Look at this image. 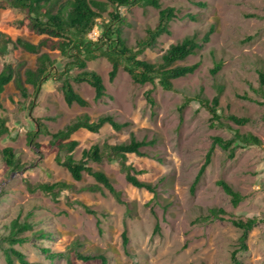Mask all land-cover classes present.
Listing matches in <instances>:
<instances>
[{"label": "rangeland", "instance_id": "obj_1", "mask_svg": "<svg viewBox=\"0 0 264 264\" xmlns=\"http://www.w3.org/2000/svg\"><path fill=\"white\" fill-rule=\"evenodd\" d=\"M159 1L163 7L180 10L181 16L199 14V20L172 22L170 35L162 36L156 48L141 56L143 60L156 62L171 44L193 35L200 39L209 27L214 29L202 50L177 63H198L192 75L174 81V92L154 88L155 109L151 110L144 99L150 85H134L124 71H119L110 83L107 77L110 66L104 59L89 62L86 68L101 76L107 97L94 102L89 85H74L89 106H66L61 91L63 77L58 76L68 71L72 76L79 70L58 51L49 52L57 71L50 74L37 94L27 84H24L26 98L14 82L5 87L1 94V116L6 121L8 134L0 137V264H7L4 250L10 247L33 264H68L70 253L74 264H100L99 260L82 263L73 256L75 252L89 256L101 254L106 264H233L234 251L239 264H264V107L258 83V71H264V0ZM193 2H205L207 7L199 9ZM119 12L127 24L123 27V37L129 45H134L157 19V11L151 8H120ZM102 17L107 19L106 13ZM19 18L18 10L1 9L0 33L9 36L13 43L22 39L36 44L38 37L26 28L9 25ZM99 33L100 28L96 26L88 38L96 40ZM36 57L15 44L9 45L7 51L0 54V71L10 65L22 74L25 69L34 68ZM215 61H221L222 67L214 80L210 69ZM214 82L223 87L218 114L230 129L210 128L209 114L196 102L179 111L184 98L200 91L211 100L216 95ZM82 113L92 120L109 114L131 126L121 133H115L109 126H104L98 134L78 131L71 137L78 143L71 153L74 159H79L83 150L95 144L125 143L129 132L138 140H156L155 147L144 149L148 157L128 156V163L142 172L138 178L156 186L155 199L147 191L127 184L116 162L90 166L103 171L113 181L124 200L130 203V212L106 191L103 195L65 191L56 200L39 192L26 191L24 180L32 184L66 181L75 186L93 183L85 174L81 182H74L64 168L55 164L53 155L43 159L28 143L35 120H41L54 133ZM228 116L247 122L239 126L225 120ZM235 130L256 136L263 146H243L235 142L232 158L229 151L215 146L209 165L191 192L212 138L231 140ZM49 139V136H39L36 142L46 144ZM5 148L12 150L18 168L6 166L1 156ZM154 155L162 161L152 157ZM218 181L228 183L241 195L242 201L237 207H232L228 196L216 184ZM75 200L98 213L99 227L94 216L73 204ZM165 205L168 207L164 212ZM211 207L223 209L235 219L261 220L243 241L245 250L241 249V231L226 221L203 219ZM14 220L30 226L25 231L17 230L18 238H26L23 244L11 245L8 240ZM156 223L159 231L154 234ZM123 231L128 238L125 248ZM14 264L18 263L14 261Z\"/></svg>", "mask_w": 264, "mask_h": 264}, {"label": "trees", "instance_id": "obj_2", "mask_svg": "<svg viewBox=\"0 0 264 264\" xmlns=\"http://www.w3.org/2000/svg\"><path fill=\"white\" fill-rule=\"evenodd\" d=\"M172 1V0H165ZM195 7L205 9V2H193ZM4 7H10L21 13V18L15 19L9 23L19 28H26L30 33L38 37L36 44L17 39L15 43L6 34L0 33V54L7 51L9 45H17L26 52L36 55L34 68H28L21 74L15 71L10 65H6L0 71V137L8 134L6 121L1 116V94L5 87L14 82L17 89L23 97H27V91L24 84L30 85L37 94L41 86L49 79L50 74L56 73L57 69L54 60L51 59L49 52L58 51L62 57L70 60L72 67L79 70L78 73L72 75L59 74L63 77L61 91L66 106L76 105L80 108L89 106L78 92L75 91L74 85L87 84L92 88L94 96L93 101H101L107 97L103 79L95 71L86 68L87 63L104 59L110 66L107 74L108 81L111 83L116 78L119 71H124L134 85L145 86L150 85L151 88L144 92V99L151 110L155 109L156 101L153 97L154 88L158 86L166 92H174V81L192 75L199 67L198 63L190 65H177L179 62L185 61L188 57L195 56L210 41L213 33V27L205 32L199 39L195 35L183 38L181 41L171 44L164 54L156 62L143 60L141 56L148 50H153L158 44V40L165 35H170V25L176 20H189L196 22L199 20V14H180V10L173 6L163 7L159 0H3L0 2V10ZM139 7L141 9L151 8L157 11L156 23L153 27L145 29L142 37L136 39L134 45H129L123 37V27L126 24L125 19L121 16L120 8ZM106 13L107 19L102 17ZM99 26L100 33L96 40H90L88 35L93 29ZM45 50L46 52H42ZM222 67L221 61H215L213 68L210 69V75L214 80L217 73ZM259 91L263 98L261 105L264 107V71H258ZM216 95L209 100L200 91L192 97L184 98L179 107L181 112L189 103L196 102L199 107L205 110L210 116V128L230 129L228 124L222 121L218 114L219 99L223 92V87L214 82ZM245 99V98H244ZM54 120V119H48ZM225 120L232 121L236 125H244L247 120L228 116ZM104 126H109L115 133H121L131 126L128 122H118L112 115L103 114L92 120L86 113H82L74 117L67 125L51 133L46 124L41 120L34 121V128L28 137V143L34 147L36 154L43 159L53 155L56 165L64 168L70 175L71 179L79 183L83 180V175H87L93 180L91 184L75 186L66 181H57L54 183H30L24 180V187L30 194L41 193L44 196L56 200L62 192L68 191L75 194L80 193H100L106 191L114 201L130 212V203L124 200L122 192L117 190L113 181L100 170L93 169L90 164L99 165L103 162H116L120 173L124 176V180L130 186L136 189H143L152 194V199L157 197L156 186L152 183L140 180L138 172L128 163V156L135 155L137 157H148L144 149L155 147L156 140L150 141L138 140L133 132H129L128 141L120 144H109L107 142L102 145H92L81 152L79 159L72 157L73 151L78 146L77 141L71 137L80 130H85L91 134H98ZM39 136H49L50 139L46 144L37 143ZM238 142L243 146L262 147V142L254 135L241 134L235 130L231 140H223L220 137H213L211 146L205 155L203 164L201 165L194 182L191 186L193 192L195 185L200 180L206 167L210 163L212 151L215 146L223 151H229V158L233 157L235 148L232 145ZM61 154H64L62 157ZM1 156L5 164L10 169L18 168L12 150L5 148L1 152ZM157 158L155 155L152 156ZM158 161H162L157 158ZM223 192L228 196L232 207L242 201L241 195L235 191L228 183L224 181L216 182ZM73 204L81 207L85 213L94 216L99 227L100 220L98 213L91 210L88 206L75 200ZM168 205L163 207L164 212ZM207 215L203 218L206 221L222 220L230 223L234 228L242 232V250H245V241L247 234L256 225L261 223L258 218H248L245 220L235 219L231 217L223 209L211 207L207 210ZM152 216L155 214L150 209ZM102 218L104 214H100ZM12 234L8 240L11 245L23 244L26 238H18L17 230H28L30 228L27 222L19 224L16 220L11 222ZM101 232V229L98 228ZM159 231V225L156 223L153 233ZM43 238L49 237L42 235ZM128 243L126 232L122 233V246L125 248ZM236 251L231 255L233 264H239L236 259ZM4 255L7 264H33L26 260L25 256L13 248H6ZM73 256L82 263L99 260L100 264H106V258L97 254L94 256L85 255L75 252ZM72 253L69 254L68 264H74L71 261Z\"/></svg>", "mask_w": 264, "mask_h": 264}]
</instances>
